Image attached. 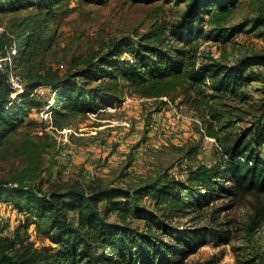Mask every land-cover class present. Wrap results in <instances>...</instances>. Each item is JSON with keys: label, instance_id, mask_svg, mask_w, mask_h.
Here are the masks:
<instances>
[{"label": "trees", "instance_id": "obj_1", "mask_svg": "<svg viewBox=\"0 0 264 264\" xmlns=\"http://www.w3.org/2000/svg\"><path fill=\"white\" fill-rule=\"evenodd\" d=\"M64 1L0 0L1 12L34 10L10 17L0 33V146L20 119L42 107L35 93L38 87H45L51 96L52 124L62 130L89 110L117 106L128 91L161 98L185 85L198 98L208 90L212 92L209 98L222 99L253 76L252 72L245 76L249 66H264V54L232 66L199 62L198 39L220 41L242 32L235 28L225 35L223 27L238 0H185L186 10L168 29L157 27L137 45L121 38L96 62L60 77L39 57L52 48L54 7ZM207 15L214 28L205 32L201 25ZM255 23L264 25V16ZM124 53L131 58H124ZM10 74L23 81L22 92L12 88ZM209 80L211 85H207ZM261 108V118L235 133L232 141L227 135L222 142L209 131L221 142V157L215 164L191 168L185 179L159 176L132 192L119 188L85 192L71 187L65 193L0 180V202L11 204L18 213L33 214L47 225L46 234L56 245V249H35L18 236L4 235L0 223V264H184L205 245L220 246L233 239L234 232L218 222L217 212L208 219L210 227L196 224L205 217V209L223 197L231 199L229 208L247 196L258 204L247 228L249 242L264 223V157L256 154L257 149H264V104ZM225 128L230 129L231 123ZM145 196L151 198V207L140 204ZM71 212L76 213L75 222L69 217ZM239 264H264V253L245 250Z\"/></svg>", "mask_w": 264, "mask_h": 264}, {"label": "rangeland", "instance_id": "obj_2", "mask_svg": "<svg viewBox=\"0 0 264 264\" xmlns=\"http://www.w3.org/2000/svg\"><path fill=\"white\" fill-rule=\"evenodd\" d=\"M187 4L185 0H65L54 7L55 39L48 54L44 58L40 55L39 60L60 77L80 70L96 62L121 38L137 45L143 35L152 34L157 27L168 29L181 18ZM29 11L34 10L0 11V33L10 17ZM262 16L264 0H238L223 27L225 35L235 28L242 32L220 41L198 39V61L232 66L264 54V25L255 23ZM201 27L205 32L214 28L208 15ZM168 41L173 42L170 37ZM123 56L131 58V54ZM250 72L253 76L249 80L222 99L209 98L212 92L208 90L198 98L185 85L161 98L141 97L128 91L117 106L89 110L62 130L52 124L51 96L45 87H38L35 93L42 107L20 119L0 146V180L30 184L42 192L65 193L71 187L85 192L98 188L132 192L159 176L185 179L191 168L219 161L221 142L209 131L217 133L222 142L227 135L232 141L235 133L261 118L264 66H249L245 76ZM11 77H17L24 88L16 74H10L9 83ZM211 83L207 81V85ZM238 117L242 121H236ZM228 123L231 128L227 130ZM256 154L263 158L264 149H257ZM231 203L228 197L219 198L205 209V217L196 224L210 227L208 219L217 212L218 222L234 232L233 239L220 246L205 245L184 264H239L245 250L264 253V223L246 241L253 207L258 204L250 196L226 207ZM140 204L151 207V198L143 197ZM69 217L76 221V213L71 212ZM0 223L4 235L18 236L35 249H56L46 234V224L33 214L18 213L3 201Z\"/></svg>", "mask_w": 264, "mask_h": 264}, {"label": "built area", "instance_id": "obj_3", "mask_svg": "<svg viewBox=\"0 0 264 264\" xmlns=\"http://www.w3.org/2000/svg\"><path fill=\"white\" fill-rule=\"evenodd\" d=\"M20 80L17 77H11L10 84L13 89L16 90V93H20L23 91L22 84L19 82Z\"/></svg>", "mask_w": 264, "mask_h": 264}]
</instances>
